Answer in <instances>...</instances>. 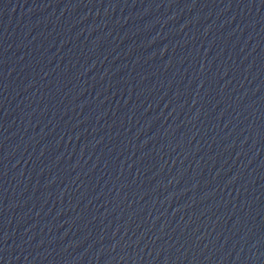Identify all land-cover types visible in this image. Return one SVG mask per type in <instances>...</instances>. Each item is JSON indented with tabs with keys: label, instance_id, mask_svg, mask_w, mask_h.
Returning <instances> with one entry per match:
<instances>
[{
	"label": "water",
	"instance_id": "95a60500",
	"mask_svg": "<svg viewBox=\"0 0 264 264\" xmlns=\"http://www.w3.org/2000/svg\"><path fill=\"white\" fill-rule=\"evenodd\" d=\"M0 264H264V0H0Z\"/></svg>",
	"mask_w": 264,
	"mask_h": 264
}]
</instances>
